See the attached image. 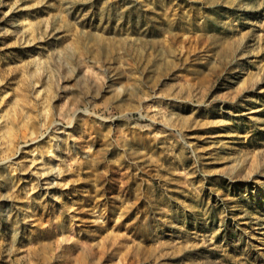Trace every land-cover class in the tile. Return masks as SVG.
I'll return each mask as SVG.
<instances>
[{
    "label": "rangeland",
    "instance_id": "rangeland-1",
    "mask_svg": "<svg viewBox=\"0 0 264 264\" xmlns=\"http://www.w3.org/2000/svg\"><path fill=\"white\" fill-rule=\"evenodd\" d=\"M0 264H264V0H0Z\"/></svg>",
    "mask_w": 264,
    "mask_h": 264
}]
</instances>
